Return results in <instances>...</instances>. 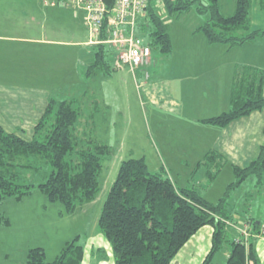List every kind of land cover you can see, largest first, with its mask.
I'll list each match as a JSON object with an SVG mask.
<instances>
[{
    "label": "trees",
    "instance_id": "obj_1",
    "mask_svg": "<svg viewBox=\"0 0 264 264\" xmlns=\"http://www.w3.org/2000/svg\"><path fill=\"white\" fill-rule=\"evenodd\" d=\"M104 1L109 11L117 2ZM158 1L150 0L143 27L150 26L145 29L152 50L161 48L163 52H170L168 23L157 13ZM162 2L169 14L194 10L206 17L199 31L210 44L234 47L264 39V30H252L250 26L253 0H236L235 12L231 15L223 13L220 0ZM111 52L106 45L96 46L97 60L91 65L90 74L113 73L114 67L108 60ZM258 110H264V69L245 66L237 71L230 110L205 122L226 127ZM81 112L76 101L52 100L32 140L7 132L0 124V206L8 198L21 199L35 189L43 191L53 202L60 201L68 213L96 199L101 189L103 163L111 158L112 152L107 145L87 138L88 132L80 134L77 125ZM225 165V159L210 152L198 168L205 167L209 180L213 181ZM29 168L44 171L41 176L44 180L27 183L24 172ZM233 169L235 181L215 204L198 188L177 187L164 168L151 172L145 158L124 160L99 219L100 232L111 245L115 263L171 264L189 239L210 225L214 227L213 244L203 264H213L215 255L226 246L231 247L226 264H260L255 238L251 237L247 243L241 234L240 239L232 237L233 227L227 221L236 219L231 206L233 191L252 178L257 185L264 184V143L249 166ZM248 222L252 233L261 232L260 220L251 216ZM9 223L0 212V225ZM93 254H99L102 259L107 257L103 249H94ZM84 256L85 247L77 237L67 242L52 261L47 260L43 248L29 249L26 264H82Z\"/></svg>",
    "mask_w": 264,
    "mask_h": 264
},
{
    "label": "rangeland",
    "instance_id": "obj_2",
    "mask_svg": "<svg viewBox=\"0 0 264 264\" xmlns=\"http://www.w3.org/2000/svg\"><path fill=\"white\" fill-rule=\"evenodd\" d=\"M28 1L31 2L32 0ZM33 1L35 3L45 0ZM47 1L51 2L52 0ZM59 1H61V35L64 36L65 40L80 38L83 36V31L78 25V18L74 12L69 13L67 10L69 8L63 5L64 1L70 3L71 0ZM234 1L224 0L223 10L225 13H233L232 4L234 5ZM23 3L26 5L27 0H0V34L20 36L24 31L22 26L28 27L29 31H37L34 27H30V25H35L34 22L30 21L32 18L31 9L25 8L16 13L15 9L22 7ZM156 5L158 6V15L168 23V32L172 44L171 51L163 52L161 48L153 50L151 57L153 60L146 68V72L149 73L148 80L144 79L142 68H139L134 74L127 68L118 69L111 75H104L99 71L95 72V76L88 81V88L91 92L81 102L82 112L77 126L79 128L87 127L89 131L87 138H92L98 144L107 145L112 152L111 158L103 163V171L100 176V193L94 201L79 207L73 213L66 212L60 201H51L40 189L33 190L31 194L21 199L13 197L6 199L0 206V212L9 219L10 223L0 225V264H26L29 249L37 247L43 248L46 251L47 260L52 261L61 253L67 242L77 237L91 254V246L99 245L103 236L99 228L100 215L124 160L145 158L151 172H160L162 168L171 171L172 178L179 182V186H183L180 185V182L188 179L190 188H198L209 202L215 204L225 195L228 185L235 181L233 168L230 165H227L221 174L210 182L209 178L205 176L204 170L194 172V167H187L181 163L185 161L183 158L186 153L191 154V151L196 150L203 154L202 144L204 140L197 142L201 138L192 135L193 129L201 126L195 127V121L192 118H201L204 113L199 111L192 113L193 117L182 120L174 119L175 106L169 101L168 94L165 95L168 90L159 84L164 80L165 84L169 85L171 77L169 64L172 59L174 62L180 59L179 55H175L174 58L172 56L173 49L177 48L176 38L179 26L182 25L190 30H195L197 26L203 25L206 17L197 15L194 10L182 15L178 13L169 14L162 0L156 2ZM259 5L260 1L257 5V0H255L250 15L252 29H264V8L259 7ZM73 9L75 8L73 7ZM35 16L38 17V15ZM22 18L23 24L18 21ZM145 23L146 18L142 21L136 20L135 33L147 40L145 28L150 26L143 27ZM38 33L40 30L37 31ZM31 34L36 35L32 32ZM194 34V37L198 34L204 35L198 30ZM102 38L107 39L106 35H103ZM127 38V33L122 32L116 43L103 44L112 50L108 60L114 67L119 65L120 56L126 50ZM262 42L263 45L257 46L258 49L264 47V40ZM219 46L232 47L226 44H219ZM188 47L190 46H185V48ZM66 49L71 48L66 47ZM227 58L240 60L242 52H231L227 54ZM70 61L71 64H74L72 57H70ZM69 75L71 73H68ZM76 83L77 79L61 78V85L52 87L51 84L45 88V91L54 94L53 97L61 101L65 98L71 99L75 94H78L75 87ZM192 89L197 95L198 89ZM227 91H229L228 86ZM96 101L98 104L95 103ZM30 106L32 105H25L27 109ZM40 106L33 105V110L25 111L26 114L20 116V119H14L11 116L6 117L5 120L1 119L5 129L10 133L20 134L26 140H32L35 136V130L32 127L36 124L35 116L40 113ZM198 107L199 105L195 109L198 110ZM92 114L95 116L94 120L89 119ZM52 122L53 120L50 122L51 126L53 125ZM19 123L22 124V128L17 130L16 125ZM200 132H204L203 128L200 129ZM164 160L168 167H165ZM43 172L36 168L26 169L24 180L27 183L42 182L44 179L41 176L45 174ZM169 176L171 177V175ZM255 180L253 178L247 180L241 188L232 193L231 206L236 213L234 220H237L240 225H233L234 220L227 221L230 226L239 229L247 243L251 237L256 238L263 234V226L261 232L255 234L252 233L248 222V218L251 216L260 221L264 220V184L259 186ZM262 225L264 224L262 223ZM246 228L249 230L247 236L242 233ZM101 257L99 255V258Z\"/></svg>",
    "mask_w": 264,
    "mask_h": 264
},
{
    "label": "crops",
    "instance_id": "obj_3",
    "mask_svg": "<svg viewBox=\"0 0 264 264\" xmlns=\"http://www.w3.org/2000/svg\"><path fill=\"white\" fill-rule=\"evenodd\" d=\"M259 1V7L264 8V0H257V5ZM220 4L223 13L231 15L223 10L224 0H220ZM63 5L69 8L67 9L69 13L74 12L78 18V25L81 27L80 30L83 31V36H80V38L65 40L64 36L61 35V1L59 0H52L51 2L45 0L35 3L33 0L31 2L27 0L26 5L23 3L22 7L15 9L16 13L25 8L31 9L32 18L30 21L34 22L35 25H30V27H34L37 31L40 30V33L29 31L28 27L22 26L21 28L24 31L20 36L0 34V124L3 127L4 123L1 119L5 120L6 117L10 116L14 119H20V116L33 110V105H41L39 107L40 113L35 116L36 124L32 127L36 135V126L46 114L49 104L52 100H58L53 97L54 94L45 91V88L51 84L52 87L61 85V78L71 77L77 79L75 87L78 94H75L71 99L65 98L63 100L76 101L82 108L83 98H87L91 92L88 88V81L95 76V72L90 74L89 69L96 60V46L105 43L100 42L103 38L99 41L95 40L97 38L88 30L86 10L81 0H71L70 3L64 1ZM254 5L255 0H253L252 7ZM232 7L234 13L236 0ZM195 13L199 15L197 12ZM35 15H38V17ZM144 18L146 16L141 17L139 21ZM18 21L21 24L24 23L23 18L18 19ZM199 27L201 26H197L195 30H190L188 27L179 26L176 38L177 48L173 49L172 56L174 58L175 55H179L180 59L175 62L172 59L169 64L171 74L169 85H166L164 80L159 85L168 90L165 95L168 94L169 101L175 106L174 119L182 120L193 117L192 113L194 112L204 113L201 118H192L195 121V127L201 126L193 129L192 135L201 138L197 142L204 140L202 144L203 154L198 153L196 150L191 151V154L186 153L183 158L185 161L181 163H184L187 167H194V172L204 170L205 176H207L205 167L200 169L198 167L205 161L208 153H217L225 159L226 165L224 168L227 165L232 168L234 166L247 167L258 157L260 148L264 143V110H258L249 116L239 118L226 127L205 122L209 118L230 110L233 83L239 68L248 66L264 69V47L262 49L257 47L263 45L262 41L264 39L249 41L234 46L235 48H226L225 46H219V44H210L205 35L198 34L194 37L195 31H199ZM252 30L264 29L254 28ZM31 32L36 33V35H32ZM144 40L148 42L146 39ZM185 46L190 47L185 48ZM66 47L71 49L68 50ZM77 47L80 48L76 49ZM235 51L242 52V58L237 61L228 59L227 54ZM70 57L74 59V64H71ZM152 60L153 58L149 65ZM125 68L131 73H135L130 67L119 65L114 67L113 72ZM146 68L147 66L142 68V73L144 79L148 80L149 78L145 76ZM68 73H71V75L68 76ZM227 86L229 91H227ZM192 88L198 89L197 95L194 94ZM95 103L98 104L97 101ZM26 104L32 106L27 109ZM197 105H199L198 110L195 109ZM93 115L89 119L94 120L95 116ZM21 128L22 124L16 125L17 130ZM201 128L204 132H200ZM79 132L82 135L89 131L87 127H82L79 128ZM14 134L20 135L16 132ZM164 164L165 167H168L165 160ZM167 173L171 175L170 178L177 187L190 188V184L187 182L188 179L180 182V185L183 186H179V182L172 178L171 171ZM199 185L201 186L200 183ZM204 197L206 198V196ZM236 222L238 221L234 220V223ZM261 223L264 224V220ZM237 225L240 224L237 223ZM250 228H252L251 225ZM231 232L232 237L239 238V229L234 227ZM213 234L214 228L210 225L201 228L183 246L171 264H202L212 248ZM254 241L260 264H264V234L257 236ZM99 247L105 250L106 258L102 259L99 258V255L93 254L94 249ZM230 251L231 247L226 246L218 252L214 257L213 264H226ZM82 264H116L111 245L104 236L101 237L99 245L91 246V254L85 249Z\"/></svg>",
    "mask_w": 264,
    "mask_h": 264
},
{
    "label": "built area",
    "instance_id": "obj_4",
    "mask_svg": "<svg viewBox=\"0 0 264 264\" xmlns=\"http://www.w3.org/2000/svg\"><path fill=\"white\" fill-rule=\"evenodd\" d=\"M86 10L87 28L101 43H116L122 32L128 35L126 50L120 56L119 66H128L133 72L148 66L152 57V47L142 37L136 35V20L147 13L150 0H117L115 7L109 11L104 0H81ZM105 40V41H104ZM149 78L148 71L145 74ZM246 228L242 233L247 236ZM264 234V225H263Z\"/></svg>",
    "mask_w": 264,
    "mask_h": 264
}]
</instances>
